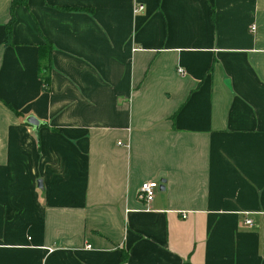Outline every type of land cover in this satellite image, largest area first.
Instances as JSON below:
<instances>
[{"label":"crops","instance_id":"obj_1","mask_svg":"<svg viewBox=\"0 0 264 264\" xmlns=\"http://www.w3.org/2000/svg\"><path fill=\"white\" fill-rule=\"evenodd\" d=\"M10 2L0 264H264V0Z\"/></svg>","mask_w":264,"mask_h":264},{"label":"built area","instance_id":"obj_2","mask_svg":"<svg viewBox=\"0 0 264 264\" xmlns=\"http://www.w3.org/2000/svg\"><path fill=\"white\" fill-rule=\"evenodd\" d=\"M142 10H143V6L138 3L134 4L132 7L133 14H137L141 12ZM253 29H254L253 26H251L250 30L252 31ZM177 72L179 74H182V71L179 69L177 70ZM158 186H159V183L154 182V181H147V182L141 183L138 189L137 198L140 201L144 202L145 204L150 203ZM243 225H245L246 227H250L251 226L250 220L248 219L243 220Z\"/></svg>","mask_w":264,"mask_h":264},{"label":"trees","instance_id":"obj_3","mask_svg":"<svg viewBox=\"0 0 264 264\" xmlns=\"http://www.w3.org/2000/svg\"><path fill=\"white\" fill-rule=\"evenodd\" d=\"M24 4H25V0H11V2H10V8H9L10 16H9V20H8V22L5 26V30H4L5 43L8 42L9 29H10L11 23L13 21L12 14H11L12 9L15 6L24 5ZM45 49H46L45 56L42 53H39L38 54L39 57H46V58L49 57L50 48L48 47V45L46 46ZM46 66L47 67H44V68L39 67V79L41 82V91H43V92H46L48 90V78H49L48 77V62L46 63Z\"/></svg>","mask_w":264,"mask_h":264},{"label":"water","instance_id":"obj_4","mask_svg":"<svg viewBox=\"0 0 264 264\" xmlns=\"http://www.w3.org/2000/svg\"><path fill=\"white\" fill-rule=\"evenodd\" d=\"M23 123L28 125L29 127H31L34 132L37 131V129L40 125L39 121L36 120L33 116H27L24 119ZM159 183H160V185L158 188H159V190L162 191L163 190V187H162L163 181H160ZM37 187L40 188V182L39 181L37 182Z\"/></svg>","mask_w":264,"mask_h":264}]
</instances>
